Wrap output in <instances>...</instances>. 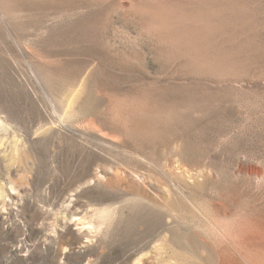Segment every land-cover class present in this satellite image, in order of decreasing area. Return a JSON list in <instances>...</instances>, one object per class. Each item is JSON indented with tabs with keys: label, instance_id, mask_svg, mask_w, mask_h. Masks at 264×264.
Instances as JSON below:
<instances>
[{
	"label": "rangeland",
	"instance_id": "obj_1",
	"mask_svg": "<svg viewBox=\"0 0 264 264\" xmlns=\"http://www.w3.org/2000/svg\"><path fill=\"white\" fill-rule=\"evenodd\" d=\"M0 264H264V0H0Z\"/></svg>",
	"mask_w": 264,
	"mask_h": 264
},
{
	"label": "bare ground",
	"instance_id": "obj_2",
	"mask_svg": "<svg viewBox=\"0 0 264 264\" xmlns=\"http://www.w3.org/2000/svg\"><path fill=\"white\" fill-rule=\"evenodd\" d=\"M33 66H34V65H33ZM33 66H32V67H33ZM32 67H31V68H32ZM35 73H36V72H35ZM33 79H34V78H33ZM38 84H39V83H38ZM43 91H44V89H43ZM43 95H45V94H43ZM49 95H50V94H49ZM49 98H50V97H49ZM50 99H51V98H50ZM66 124H67V123H66ZM66 124H64V127H68V125H66ZM1 126H2V125H1ZM100 141H101V140H100ZM90 144H91V143H90ZM98 147H99V146H98ZM85 149H86V148H85ZM94 153H95V152H94ZM96 169H97V168H96ZM101 171H103V170H101ZM103 172H104V171H103ZM95 177H97L96 174H95ZM89 178H90V177H89ZM135 178H136V177H135ZM191 178H192V177H191ZM138 179H139V178H138ZM88 180H89V179H88ZM92 180H93V179H92ZM102 180H103V179H102ZM97 182H98V181H97ZM102 182H103V181H102ZM91 183H92V182H91ZM217 223H218V222H217ZM81 230H82V229H81ZM222 236H223V235H222ZM246 260H247V259H246ZM172 262H173V261H172ZM248 263H249V262H248ZM252 263H253V261H252Z\"/></svg>",
	"mask_w": 264,
	"mask_h": 264
}]
</instances>
